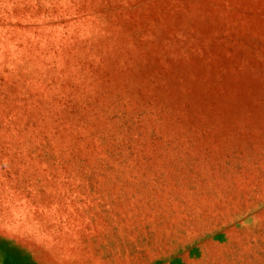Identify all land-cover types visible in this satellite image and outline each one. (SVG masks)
I'll return each instance as SVG.
<instances>
[{"label":"rangeland","instance_id":"1","mask_svg":"<svg viewBox=\"0 0 264 264\" xmlns=\"http://www.w3.org/2000/svg\"><path fill=\"white\" fill-rule=\"evenodd\" d=\"M0 264H264V0H0Z\"/></svg>","mask_w":264,"mask_h":264}]
</instances>
